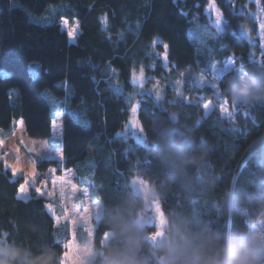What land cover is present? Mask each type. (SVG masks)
<instances>
[{
	"label": "trees",
	"instance_id": "obj_1",
	"mask_svg": "<svg viewBox=\"0 0 264 264\" xmlns=\"http://www.w3.org/2000/svg\"><path fill=\"white\" fill-rule=\"evenodd\" d=\"M209 1L220 10L222 27H209L212 35L202 32L198 43L196 30L209 26L205 14ZM58 3L64 4L62 15L77 20L79 33L74 42L59 23L30 19ZM259 8L264 9V0H0V129L23 119L28 136L49 137L54 111L62 112L58 141L62 160L42 159L37 169L73 170L77 184L87 186L90 197L102 206L139 180L165 214L183 192L147 156L145 143L121 131L129 119L132 95L137 97L145 139L159 120L177 110L207 140L209 159L224 176L214 192L194 201V210H204V200L220 197L243 168L232 146L238 144L242 152L250 139L264 133V99L244 108L228 94L230 85L239 79L238 69L246 77L264 76ZM229 61L233 69L212 84L202 81L212 65L221 68ZM33 63L40 67L37 76L30 72ZM140 69L148 88L142 93L131 82L134 71ZM45 90L57 100L50 103ZM204 101L210 103L208 110ZM223 107L231 110L228 115L222 114ZM233 127L240 132L233 133ZM23 179L0 169V244L34 254L48 250L53 254L52 264H61L69 226L55 224L46 207L48 198L34 192L19 197ZM258 211L237 207L220 226H231L241 214ZM55 212L62 215L59 208ZM103 227L99 219L93 245L103 239ZM78 241L84 245L87 238Z\"/></svg>",
	"mask_w": 264,
	"mask_h": 264
},
{
	"label": "clouds",
	"instance_id": "obj_2",
	"mask_svg": "<svg viewBox=\"0 0 264 264\" xmlns=\"http://www.w3.org/2000/svg\"><path fill=\"white\" fill-rule=\"evenodd\" d=\"M228 94L237 105L248 108L264 99V76L237 79ZM144 143L147 156L184 195L157 225L140 190L129 183L125 194L101 207L103 239L78 251L79 264H264V133L250 139L242 152L238 144L232 146L243 168L220 197L204 200V210H194V201L214 192L224 176L215 170L210 145L196 134L195 125L172 110ZM237 207L260 211L241 214L231 226H220ZM52 260L48 250L34 254L0 244V264H52Z\"/></svg>",
	"mask_w": 264,
	"mask_h": 264
},
{
	"label": "rangeland",
	"instance_id": "obj_3",
	"mask_svg": "<svg viewBox=\"0 0 264 264\" xmlns=\"http://www.w3.org/2000/svg\"><path fill=\"white\" fill-rule=\"evenodd\" d=\"M258 1V0H254ZM64 4H54L46 8L41 15H31L30 19L37 23L48 24L57 22L61 28L64 29L68 35L70 42H74L75 36L79 33V27L75 18H69L66 15H62L59 11ZM61 14L59 15L58 14ZM205 14L208 19V27H199L196 30V41L201 42L200 38L202 34L212 35V30L209 27L221 29L222 27V15L217 6L209 1L205 8ZM221 20L219 26H217V19ZM258 37L259 42L264 45V29L260 27L264 22V9L258 10ZM73 35H69V32ZM203 32V33H202ZM199 36V37H198ZM163 58L165 54L163 53ZM233 69L232 61L223 63L221 68L215 67L213 72V65L208 71L203 73V80L206 84H212L222 73ZM238 69V68H237ZM141 70L143 79H141ZM4 74L5 70H1ZM31 75L37 76L40 72L38 64L33 63L30 66ZM238 77L240 80L246 78V74L243 70L238 69ZM202 76V75H201ZM147 77L143 69L134 71L131 76V82L136 88V92L142 93L147 91L145 82ZM44 95L49 99L50 103L56 101L57 98L51 94L49 90L44 91ZM132 101L130 102L129 119L123 126L121 131L122 135L131 136L133 139L140 143H144L145 138L142 134L140 122L138 120L137 112H135V103L137 97L132 95ZM232 102L236 103L232 100ZM203 105L205 109H209L210 103L204 101ZM222 114L228 115L230 109L223 107ZM131 109L133 110L131 112ZM53 121L51 125V135L45 138L30 137L25 132V126L23 119H15L12 125L8 129H0V169L7 170L11 175L16 177H23L25 184V178H28L26 184L27 191L24 193L18 192L19 197H29L31 192H34L36 196H43L50 201L46 203V206L50 214L55 218V224L62 225L67 223L70 231L69 240L64 243V253L61 259V264H79L78 251L85 250L92 243L93 233L98 222L100 209L102 207L101 201L96 198L92 199L91 192L87 186H78L75 181V175L71 170H64L57 172L56 168L49 166L44 170L37 169V163L42 159H56L59 160L62 157V151L58 147V141L62 136L63 130V114L62 112L55 110L53 113ZM15 170V171H14ZM55 181V183H54ZM136 187L141 188L144 203L150 209L157 225L163 224L165 214L162 212L158 205L157 199H153V194L150 190H145L143 183L139 180L134 182ZM36 188L41 189L43 195H38L35 191ZM56 209H60L61 216L55 212ZM159 235V232L156 233ZM88 238L89 241L84 245L79 244L78 238Z\"/></svg>",
	"mask_w": 264,
	"mask_h": 264
},
{
	"label": "snow or ice",
	"instance_id": "obj_4",
	"mask_svg": "<svg viewBox=\"0 0 264 264\" xmlns=\"http://www.w3.org/2000/svg\"><path fill=\"white\" fill-rule=\"evenodd\" d=\"M216 23H217V26H219L220 23H221V20L218 18L217 21H216ZM260 27H261L262 29H264V22L261 23ZM68 34H69L70 36L73 35V33H72L71 31H70ZM208 35H211V33H209ZM164 47H165V49L167 50V45H165ZM165 58H166V53H165ZM213 72H215V65L213 66ZM140 78L143 79L142 70H141V77H140ZM132 111H133V110L131 109V112H132ZM135 112H137V105L135 106ZM14 171H15V170H14ZM27 182H28V178L26 177V178H25V184L20 185V187H19V189H18V191H19L20 193H24V192L27 191V189H26V184H27ZM54 183H55V181H54ZM35 191H36V193H37L38 195H43V194H44V193L41 192V189H39V188H36ZM105 235H106V234H105Z\"/></svg>",
	"mask_w": 264,
	"mask_h": 264
},
{
	"label": "crops",
	"instance_id": "obj_5",
	"mask_svg": "<svg viewBox=\"0 0 264 264\" xmlns=\"http://www.w3.org/2000/svg\"><path fill=\"white\" fill-rule=\"evenodd\" d=\"M61 150V149H60ZM59 160H62V157L59 159ZM69 170H71V169H69ZM62 171H64V170H62ZM71 171H73V170H71ZM73 173H74V175H75V172L73 171ZM78 186H80V185H78ZM81 187H83V186H81ZM24 198H27V197H24ZM47 207V206H46ZM47 210H48V208H47ZM49 211V210H48ZM50 213V212H49ZM100 218V217H99ZM54 220H55V218H54ZM99 220V219H98ZM57 225V224H56ZM89 241V239L87 238V242Z\"/></svg>",
	"mask_w": 264,
	"mask_h": 264
},
{
	"label": "water",
	"instance_id": "obj_6",
	"mask_svg": "<svg viewBox=\"0 0 264 264\" xmlns=\"http://www.w3.org/2000/svg\"><path fill=\"white\" fill-rule=\"evenodd\" d=\"M139 190H141V188H138Z\"/></svg>",
	"mask_w": 264,
	"mask_h": 264
}]
</instances>
